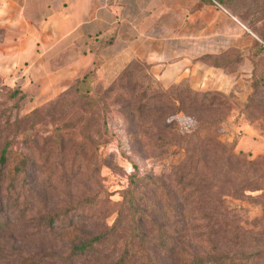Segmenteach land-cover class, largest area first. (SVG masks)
Listing matches in <instances>:
<instances>
[{
  "label": "rangeland",
  "instance_id": "374dc122",
  "mask_svg": "<svg viewBox=\"0 0 264 264\" xmlns=\"http://www.w3.org/2000/svg\"><path fill=\"white\" fill-rule=\"evenodd\" d=\"M231 4L243 26L264 34V0ZM194 33L191 42L209 44L194 47L195 57L227 58L224 71L196 64L191 78L162 85L146 64L123 66L103 54L86 90H66L34 111L0 81V149L10 142L31 163L0 187L4 203L13 201L11 211L0 210V264H61L42 256L67 254L60 235L67 222L84 240L107 235L102 256L88 264H112L123 246L135 249L125 196L131 176L159 183L141 210L177 234L161 251L152 225L140 219L156 264H179L180 248L264 264L249 258L264 253V56L253 59L256 40L243 28L215 21ZM53 216L54 231L44 223Z\"/></svg>",
  "mask_w": 264,
  "mask_h": 264
},
{
  "label": "crops",
  "instance_id": "0c3cea01",
  "mask_svg": "<svg viewBox=\"0 0 264 264\" xmlns=\"http://www.w3.org/2000/svg\"><path fill=\"white\" fill-rule=\"evenodd\" d=\"M232 0H0V81L39 108L84 78L103 54L146 64L162 85L192 77L194 32L215 21L259 36ZM231 11H229L228 9ZM191 40V41H190ZM191 42V43H190Z\"/></svg>",
  "mask_w": 264,
  "mask_h": 264
},
{
  "label": "trees",
  "instance_id": "16d2710c",
  "mask_svg": "<svg viewBox=\"0 0 264 264\" xmlns=\"http://www.w3.org/2000/svg\"><path fill=\"white\" fill-rule=\"evenodd\" d=\"M260 40L263 42L259 44L254 42V48L252 50L253 59L264 56V34L258 35ZM204 64H209L212 68L225 70V64L228 62L227 58H214L212 56H204L200 59ZM90 73L86 75L81 80H78L74 85L68 90H86L89 86V77ZM12 92L11 97L15 96V93L19 95L17 90H8ZM42 107V106H41ZM35 108L34 110L40 109ZM31 166L30 160L26 153H19L13 150L11 143H5L0 149V187L4 184L13 185V182L16 177H23L29 167ZM257 166V164H252L250 167ZM129 190L125 192L126 198H128V205L131 208L132 218H133V230L131 236H135L138 240L136 248L133 249L131 246L125 245L122 247V252L112 264H156L151 256L147 252V243L144 240V233L141 228L140 219H146L152 225V229L157 233L158 239L155 242V246L161 251H169L171 249L172 239L177 236V234H168L167 228L164 224L157 225V221L149 216L145 210H141V204L143 200V195L150 189L151 186H154L155 189L159 192L161 186L151 177H139L131 176L129 178ZM8 181V182H7ZM7 182V183H6ZM160 198L166 200L167 197L160 194ZM168 206L167 214L171 213L172 208L169 202L166 201ZM13 206V201L9 199V202L4 203L3 197H0V210L4 209L11 211ZM46 225L49 226L52 231H54L55 221L59 220V216H53L51 218L44 219ZM156 222V223H155ZM2 223V221L0 222ZM67 225H62L60 228V235L66 239L69 244L67 254L61 257H55L51 254H44L42 259H45L48 262H59L61 264H88L91 261H97L102 256V251L100 249V244L104 239L107 238V235L102 234L91 238L89 240H84L78 235L75 225L73 223L67 222ZM1 226V224H0ZM174 245V244H173ZM264 253H256L251 255L254 260L264 259L260 257ZM247 260V259H246ZM246 260L238 258L229 253H213L203 256H190L187 252L180 248L178 253L179 264H248ZM26 264H36L32 259H26Z\"/></svg>",
  "mask_w": 264,
  "mask_h": 264
}]
</instances>
